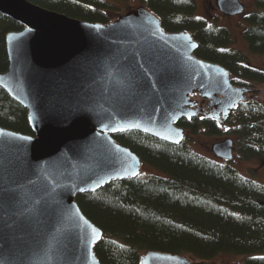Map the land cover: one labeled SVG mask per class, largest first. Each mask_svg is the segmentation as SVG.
<instances>
[{
    "label": "water",
    "instance_id": "water-1",
    "mask_svg": "<svg viewBox=\"0 0 264 264\" xmlns=\"http://www.w3.org/2000/svg\"><path fill=\"white\" fill-rule=\"evenodd\" d=\"M34 1L0 0V14L23 27L6 37L0 88L28 111L34 134L0 126V264H101L104 232L77 198L139 178L144 165L114 136L136 131L179 146L187 136L180 122L198 118L204 102L227 119L259 91L235 86L229 70L196 56L189 31L166 32L144 6L105 25ZM215 4L226 17L246 12L239 0ZM211 150L234 160L232 139ZM140 259L206 264L156 251Z\"/></svg>",
    "mask_w": 264,
    "mask_h": 264
},
{
    "label": "trees",
    "instance_id": "trees-1",
    "mask_svg": "<svg viewBox=\"0 0 264 264\" xmlns=\"http://www.w3.org/2000/svg\"><path fill=\"white\" fill-rule=\"evenodd\" d=\"M112 1V0H110ZM115 1V0H114ZM46 10L89 23H110L109 0H36ZM168 33L189 31L198 42L196 56L230 71L232 83L264 85V72L248 55L231 49L227 28L197 19L194 0H145ZM243 33L248 51L264 55V0H256ZM23 27L0 14V74L9 68L6 37ZM223 50V51H222ZM235 112V113H234ZM230 117L242 157L264 165V106L249 100ZM0 126L34 135L28 111L0 88ZM194 135L224 133L212 115L181 121ZM160 175L113 182L79 195L83 214L104 232L95 253L101 264H142L141 255L156 251L211 262L222 255L247 257L243 264H264V185L232 167L198 155L185 142L179 146L131 131L114 136Z\"/></svg>",
    "mask_w": 264,
    "mask_h": 264
},
{
    "label": "rangeland",
    "instance_id": "rangeland-1",
    "mask_svg": "<svg viewBox=\"0 0 264 264\" xmlns=\"http://www.w3.org/2000/svg\"><path fill=\"white\" fill-rule=\"evenodd\" d=\"M144 1L145 0H109V2L115 4L114 7H111L107 12L110 21H115L120 15L126 13L129 9L138 8L141 6L148 8ZM239 1L246 7L245 14L243 16L237 17H226L217 9L215 4L216 0H194L197 10L195 17H199V19L205 20L208 26L227 28L231 32L233 38V44L230 48L247 54L250 65H252L257 70L264 72V55L250 54L247 44L243 38V33L247 28L245 19L249 14L256 10V0ZM251 88L259 91V93H249L244 96L254 103H258L264 106V85L252 84ZM204 104L207 105L206 107L210 108L208 101L204 102L202 104V111L204 109ZM213 111L214 109H212V114ZM234 113H231V115H233ZM231 115L229 116V121ZM223 121H225V119L221 118L220 123H222ZM222 126L223 128H225V131L222 135L218 136H209L206 135L203 131H199V133L194 135L188 130L185 144L198 155L203 156L211 161L228 165L237 170L243 177L255 183L264 185V165H262L258 160L244 159L240 153L238 139L234 135V130L232 129L230 122L227 125L226 122L224 125L222 123ZM227 139H232L236 144V150L234 153L235 159L229 163L216 157L211 150L214 144ZM158 175H160V173L156 169L146 164L143 165L141 177L147 178ZM246 258L247 257L245 256L222 255L216 258L214 261L206 262V264H243Z\"/></svg>",
    "mask_w": 264,
    "mask_h": 264
},
{
    "label": "flooded vegetation",
    "instance_id": "flooded-vegetation-1",
    "mask_svg": "<svg viewBox=\"0 0 264 264\" xmlns=\"http://www.w3.org/2000/svg\"><path fill=\"white\" fill-rule=\"evenodd\" d=\"M207 105H205L204 104V109H203V111H202V113H201V115L198 117V118H203V117H205V116H208V115H212V109H210V108H208V107H206ZM235 111V110H234ZM233 111V112H234ZM233 112H231V113H233ZM207 113V114H206ZM231 113H230V115H231ZM217 120V119H216ZM228 120H229V117L227 118V119H225V122H226V125L228 124ZM220 121V120H219ZM235 150H236V144H235V142H234V153H235ZM235 155V154H234ZM235 159V158H234Z\"/></svg>",
    "mask_w": 264,
    "mask_h": 264
},
{
    "label": "snow or ice",
    "instance_id": "snow-or-ice-1",
    "mask_svg": "<svg viewBox=\"0 0 264 264\" xmlns=\"http://www.w3.org/2000/svg\"><path fill=\"white\" fill-rule=\"evenodd\" d=\"M197 19H199V17L197 18ZM97 27H99V26H97ZM223 51V50H222ZM82 190V189H81ZM93 231H95V230H93Z\"/></svg>",
    "mask_w": 264,
    "mask_h": 264
}]
</instances>
